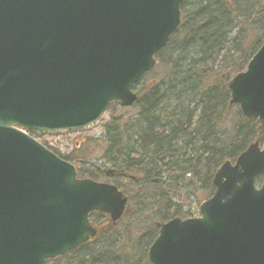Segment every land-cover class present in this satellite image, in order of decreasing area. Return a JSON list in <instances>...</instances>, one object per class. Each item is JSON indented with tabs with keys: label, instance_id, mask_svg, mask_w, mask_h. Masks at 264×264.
I'll use <instances>...</instances> for the list:
<instances>
[{
	"label": "water",
	"instance_id": "obj_1",
	"mask_svg": "<svg viewBox=\"0 0 264 264\" xmlns=\"http://www.w3.org/2000/svg\"><path fill=\"white\" fill-rule=\"evenodd\" d=\"M184 0H0V264L57 261L118 224L127 192L80 178L26 131L97 123L157 66ZM230 106L264 128V45L227 84ZM261 184H259V180ZM199 215L158 224L149 264H264V148L252 143L212 180Z\"/></svg>",
	"mask_w": 264,
	"mask_h": 264
},
{
	"label": "trees",
	"instance_id": "obj_2",
	"mask_svg": "<svg viewBox=\"0 0 264 264\" xmlns=\"http://www.w3.org/2000/svg\"><path fill=\"white\" fill-rule=\"evenodd\" d=\"M181 10L158 66L135 86V106L112 104L108 112L119 115L106 123L104 139L65 158L82 178L128 192L134 211L95 242L45 264H149L157 224L193 216L182 192L195 184L197 199L198 191L212 194L224 161H236L256 139L264 143L258 121L229 107L226 86L264 44V0H184ZM90 219L107 225L96 212Z\"/></svg>",
	"mask_w": 264,
	"mask_h": 264
},
{
	"label": "rangeland",
	"instance_id": "obj_3",
	"mask_svg": "<svg viewBox=\"0 0 264 264\" xmlns=\"http://www.w3.org/2000/svg\"><path fill=\"white\" fill-rule=\"evenodd\" d=\"M243 6V4H241ZM119 110H116L113 114L108 112L102 120L98 123L78 131L61 132V133H48V132H35L33 137L38 139L40 143L53 150L57 155H60L64 159L70 156L73 152L78 149H82L84 145L96 146V142H100L104 139L106 134V123L111 120L112 115H119ZM93 151V150H92ZM92 155V154H91ZM95 156V154H94ZM90 159V158H89ZM91 160V159H90ZM74 163V162H72ZM192 178L187 176V179ZM195 184L182 192V198H184L185 211L190 215H198V201L208 198L211 193L197 192L198 199L194 196L196 191ZM179 200V199H178ZM181 201V200H179ZM132 202V201H131ZM136 210V208H135ZM132 203L129 206V210L125 217L119 222V226L128 218L133 212Z\"/></svg>",
	"mask_w": 264,
	"mask_h": 264
},
{
	"label": "flooded vegetation",
	"instance_id": "obj_4",
	"mask_svg": "<svg viewBox=\"0 0 264 264\" xmlns=\"http://www.w3.org/2000/svg\"><path fill=\"white\" fill-rule=\"evenodd\" d=\"M33 134H35V133H33Z\"/></svg>",
	"mask_w": 264,
	"mask_h": 264
}]
</instances>
